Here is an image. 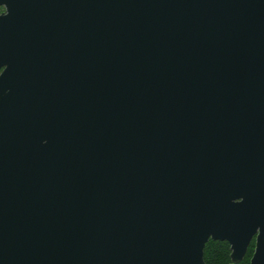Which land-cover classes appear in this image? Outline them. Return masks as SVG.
Listing matches in <instances>:
<instances>
[{
    "label": "water",
    "instance_id": "obj_1",
    "mask_svg": "<svg viewBox=\"0 0 264 264\" xmlns=\"http://www.w3.org/2000/svg\"><path fill=\"white\" fill-rule=\"evenodd\" d=\"M0 7V264H264V0Z\"/></svg>",
    "mask_w": 264,
    "mask_h": 264
},
{
    "label": "trees",
    "instance_id": "obj_2",
    "mask_svg": "<svg viewBox=\"0 0 264 264\" xmlns=\"http://www.w3.org/2000/svg\"><path fill=\"white\" fill-rule=\"evenodd\" d=\"M229 249L225 242L208 241L202 250L204 264H228ZM250 253H246L239 264H247Z\"/></svg>",
    "mask_w": 264,
    "mask_h": 264
},
{
    "label": "flooded vegetation",
    "instance_id": "obj_3",
    "mask_svg": "<svg viewBox=\"0 0 264 264\" xmlns=\"http://www.w3.org/2000/svg\"><path fill=\"white\" fill-rule=\"evenodd\" d=\"M5 14V8H3V7H0V15H4ZM208 241H211V240H209L208 239ZM207 241V242H208ZM206 242V243H207ZM217 242H225V241H217ZM205 243V244H206ZM226 243V242H225ZM204 244V245H205ZM227 244V243H226ZM227 246H228V244H227ZM228 249H229V246H228ZM253 249H254V235L250 238V240H249V242H248V244H247V246H246V250H245V253H244V255L246 254V253H250V256H251V254H252V252H253ZM244 257V256H243ZM250 258V257H249ZM243 259V258H242ZM248 261H249V259H248ZM241 262V261H240ZM239 262V263H240ZM238 263V264H239ZM247 264H248V262H247Z\"/></svg>",
    "mask_w": 264,
    "mask_h": 264
}]
</instances>
